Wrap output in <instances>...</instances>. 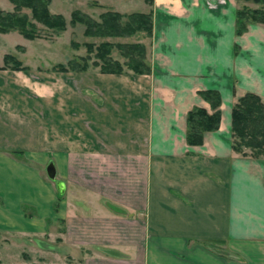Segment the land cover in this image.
Segmentation results:
<instances>
[{"label":"crops","instance_id":"crops-1","mask_svg":"<svg viewBox=\"0 0 264 264\" xmlns=\"http://www.w3.org/2000/svg\"><path fill=\"white\" fill-rule=\"evenodd\" d=\"M243 6L260 4L154 0L151 72L2 96L0 236L28 248L23 264H264V158L233 147L235 102L264 101V24L239 35ZM208 89L221 93L220 127L190 145L187 115L212 109Z\"/></svg>","mask_w":264,"mask_h":264},{"label":"trees","instance_id":"trees-1","mask_svg":"<svg viewBox=\"0 0 264 264\" xmlns=\"http://www.w3.org/2000/svg\"><path fill=\"white\" fill-rule=\"evenodd\" d=\"M13 4L12 10H5L0 6V33L18 31L25 38L34 40L41 37L39 24L56 32H63L78 23L85 25V35L103 38L98 44L86 42L88 54L79 58H72L66 63L60 62L52 67L59 72H85L91 64L99 68L102 73H127V69L134 73H149L152 70L147 60V47L142 42H120L106 38L134 36L144 31L150 36L153 32V12H132L129 14L108 10L96 20L90 15L75 10L70 21L62 13H53L50 10L52 0H9ZM153 4L154 0H146ZM259 3L258 8L243 6L237 11V33L243 34L251 23L264 24V0H252ZM30 9L31 13L23 11ZM76 48L80 43L72 41ZM117 49L125 61L113 55ZM4 64L0 69L29 71L30 67L11 53L4 56ZM92 60V63H91ZM206 99L211 110L204 107H194L187 115L186 139L190 145H202L205 133L217 130L222 118V97L217 89H208L200 92ZM233 147L244 155L250 154L259 158L264 154V101L254 92H247L238 98L232 112ZM250 151V152H249ZM14 153L22 151L14 150ZM26 209V206H24ZM58 208V203H56Z\"/></svg>","mask_w":264,"mask_h":264},{"label":"rangeland","instance_id":"rangeland-1","mask_svg":"<svg viewBox=\"0 0 264 264\" xmlns=\"http://www.w3.org/2000/svg\"><path fill=\"white\" fill-rule=\"evenodd\" d=\"M148 5H150V3L146 0H52L49 6L51 12L62 13L66 16L67 20L70 21L71 14L75 10H79L96 20H100V15L108 10L129 14L132 12H144L149 8ZM0 6L5 10L13 9V4L9 0H0ZM23 11L29 14L31 13L30 9L27 8ZM38 26L40 27L41 37L34 40L25 38L18 31H11L5 34L0 33V64H4L3 59L5 54H14L23 65L30 67L29 72L35 76L32 77V79L39 78L43 81H30L28 79L29 76L21 71L0 69V109L12 105L10 101H8L9 99H7L8 102H3L2 96L5 97L7 95L8 98L14 95L35 94L36 92L52 96L58 94V91H62L63 94H70L74 92L76 88L79 90L82 89L81 85L84 83L88 73H97L100 71L99 68L92 66V64L89 70L85 72L70 71L69 73H63L52 70V67L57 63H66L72 58H79L87 55L86 42H95L98 44L101 40H104L99 37L86 36V27L84 24L78 23L72 26L69 23L68 28L59 33L42 24ZM148 37L146 32L141 31L134 36L106 39L120 42H142L147 47L145 41ZM72 41L80 43L81 46L79 48L74 47ZM113 55L122 62L125 61V58L120 55L117 49H114ZM127 73L132 74L133 71L127 69ZM72 82H74V85H72ZM27 86H30L32 91L29 90ZM2 152L12 153L10 150ZM15 156L22 159L25 157L22 156L21 153H15ZM259 158H264V154ZM25 160L29 162L28 159L25 158ZM47 167L48 166L44 169L49 177ZM27 210L28 207H26L25 211ZM58 228L62 227L59 226ZM50 229L53 228L50 227ZM5 240L3 236H0V250H2V253H0V264H23V260L28 259L25 256L28 254V248L25 247L26 250H24L23 247L16 246L9 247L8 249L6 245H4ZM47 242L50 244L48 246V252L51 251L53 253L58 251V247L56 248V246H58L57 242H51L49 240ZM59 258L58 256V263L62 264L59 262Z\"/></svg>","mask_w":264,"mask_h":264},{"label":"water","instance_id":"water-1","mask_svg":"<svg viewBox=\"0 0 264 264\" xmlns=\"http://www.w3.org/2000/svg\"><path fill=\"white\" fill-rule=\"evenodd\" d=\"M47 170H48L49 177L52 179H55L57 171H56V166L54 162H50L48 164Z\"/></svg>","mask_w":264,"mask_h":264}]
</instances>
